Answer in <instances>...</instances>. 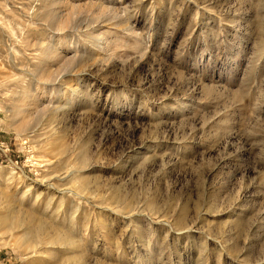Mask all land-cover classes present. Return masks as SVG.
Instances as JSON below:
<instances>
[{
  "label": "rangeland",
  "instance_id": "1",
  "mask_svg": "<svg viewBox=\"0 0 264 264\" xmlns=\"http://www.w3.org/2000/svg\"><path fill=\"white\" fill-rule=\"evenodd\" d=\"M0 264H264V0H0Z\"/></svg>",
  "mask_w": 264,
  "mask_h": 264
}]
</instances>
